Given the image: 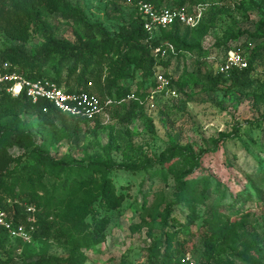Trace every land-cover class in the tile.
<instances>
[{"label": "trees", "instance_id": "obj_1", "mask_svg": "<svg viewBox=\"0 0 264 264\" xmlns=\"http://www.w3.org/2000/svg\"><path fill=\"white\" fill-rule=\"evenodd\" d=\"M253 0H239L232 4L233 11L252 5ZM152 3L158 8H188L210 3L226 4V0H141ZM140 2L137 3V5ZM164 3H167L164 4ZM260 15L257 29L250 33L238 28L237 32L227 30L217 46L225 47L244 35L259 40L260 44L249 56V66L244 71H234L230 78L216 73L209 79L215 87L214 91L223 90L228 93L245 90L261 61L264 53V10L255 4ZM131 25L123 29L119 35L110 36L100 24H91L84 13L67 0H0V36L8 43L27 42L33 34L43 33L44 43L33 56L26 54L19 46L0 52V68L5 72H16L31 81H52L69 93L86 91L97 95L102 101L118 102L106 109L120 112L125 123H130L137 116V111L144 107L147 96L135 95L131 91L129 81L134 80L140 72L144 82L152 83V92L156 87L155 72L161 69L166 76L173 79L168 70L174 60L198 59L200 63L209 55L203 50L201 39L208 32L206 19L211 12H205L202 23L197 28H189L175 24L163 29L157 37L148 42L144 24L138 14ZM56 13L77 22L89 36L98 33L95 42L72 44L58 40L47 20ZM246 15V13L244 14ZM187 31L184 38L181 29ZM191 35V36H190ZM171 43L177 50L176 56L161 59L154 49ZM189 55V56H188ZM197 55V57H195ZM5 65H8L5 68ZM151 92V93H152ZM134 95L143 102L132 100L119 102L127 96ZM24 115L37 117V133L51 143L72 135H80L83 126L94 125V133L103 126L102 119L94 121L77 119L61 113L47 101L33 105L25 94L14 98L4 91L0 92V209L5 211L16 225H23L33 231V241L53 242L59 246L81 250L99 244L105 240L110 218L102 215V211H110L121 206L124 195L118 193L109 177L114 168L106 161L88 166H74L63 160H57L37 142L36 133ZM239 127L236 130L238 137ZM23 151L15 156L11 151ZM219 149L218 142L211 151ZM210 151V152H211ZM171 160L162 159V167L153 172L155 177H166L168 170L175 174V200L169 203L166 215L175 208L186 209V221L172 218L171 224L163 221L158 241L161 247L153 250L149 264H185L189 252L196 253L199 260L196 264H224L221 256L238 230V221H233L226 213V207L220 204H209L210 182L206 177L192 178L201 169L206 152L196 154L189 147L172 145L168 151ZM32 161L28 168L23 167L20 174L15 170L23 163ZM167 171H166V170ZM52 180V182H51ZM51 182V183H50ZM142 206L147 217L157 214L156 206ZM198 205L204 207L202 216L198 213ZM29 207L35 208V223L30 221L32 215ZM248 215H241L239 220L246 221ZM197 232L187 238L180 239L176 228H195ZM203 230V232H200ZM16 242V247L28 245L20 239H12L0 228V249L9 241ZM191 246H190V245ZM16 248V249H17ZM26 252V250H25ZM27 254V252H26ZM22 264H83L74 256L56 257L40 255L36 260L27 256ZM12 252L0 253V264H17Z\"/></svg>", "mask_w": 264, "mask_h": 264}, {"label": "rangeland", "instance_id": "obj_2", "mask_svg": "<svg viewBox=\"0 0 264 264\" xmlns=\"http://www.w3.org/2000/svg\"><path fill=\"white\" fill-rule=\"evenodd\" d=\"M67 1L81 10L88 22L100 24L110 36L119 35L131 25L137 15V3L141 2ZM234 1L239 0H226L224 5H203L206 13L211 12L206 19L208 32L201 39V46L209 51V55L200 63L190 57L173 61L168 74L172 76L175 95L157 93L150 99L152 83L144 82L140 72L128 82L136 96L149 94L144 107L130 123L121 119L126 110L120 112V118L112 110L107 112L109 119L101 118L103 126L96 133L94 125L83 126L80 135L51 143L37 133L35 115L23 116L36 133L37 142L57 160L74 166L111 162L114 168L109 177L118 193L124 195V201L116 209L102 211V215L110 218V225L105 240L92 247L76 250L53 242L35 241L18 249L17 243L10 240L1 247L0 253L12 252L17 264H22L30 255L35 260L40 255L74 256L83 264H149L153 250L161 247L158 239L163 221L167 224H171L172 218L182 224L186 221V209L175 208L169 218L165 210L175 200L177 170L165 169L168 175L164 178L153 176V172L162 167L160 160L172 159L167 151L175 145L189 147L196 154L208 152L203 157L201 169L192 178L209 179L208 203L225 206V213L238 221V230L221 256L222 262L264 264V53L245 90L214 91L215 86L209 81L217 73L213 58L220 60L226 52L225 47L217 46L224 33L227 30L237 32L238 28L254 33L260 20L255 4L264 10V0H253L252 5L233 11ZM47 25L63 42L79 44L99 40L98 33L92 37L87 35L77 22L60 13L51 16ZM180 35L184 38L188 34L182 28ZM44 41L43 33L33 34L27 42L13 43L0 36V52L20 46L26 54L33 56ZM259 44V40L244 35L228 47L237 46L249 57ZM238 127L240 131L235 137ZM217 142L219 149L211 151ZM11 152L15 156L23 154L18 149ZM31 164L30 160L22 163L14 174H20L23 167L28 168ZM146 202L148 208L158 205L156 215L147 217L142 208ZM198 213L203 215V206L198 205ZM241 215L249 218L241 221ZM200 223L198 221L195 228L177 227L180 239L197 232ZM186 256L199 260L196 253L189 252Z\"/></svg>", "mask_w": 264, "mask_h": 264}, {"label": "built area", "instance_id": "obj_3", "mask_svg": "<svg viewBox=\"0 0 264 264\" xmlns=\"http://www.w3.org/2000/svg\"><path fill=\"white\" fill-rule=\"evenodd\" d=\"M138 14L144 24L145 32L148 36L147 41L154 40L163 29H169L175 24H180L189 28H197L205 16L203 5L188 8H158L152 3L140 2L137 5ZM154 53L161 59H167L170 56H176L177 50L171 43H166L154 49ZM189 56V55H188ZM217 72L226 78H230L234 71H244L249 66V58L246 53L239 47L233 46L225 52L223 58L218 60L213 58ZM7 68V65L5 66ZM156 87L152 92L150 99L157 93L173 94L171 80L166 74L158 69L155 72ZM4 91L14 98L25 94L27 99L36 105L40 101H47L55 106L61 113L77 119L94 121L97 118H108L107 107L118 102L112 100L102 101L97 95L82 91L69 93L60 88L52 81H31L23 75L13 72H5L0 68V92ZM132 100L143 102L134 95H129L122 102ZM109 119V118H108ZM28 213L32 215L30 221L35 223V208L29 207ZM0 228L8 233L12 239H20L25 243L33 241V231L27 230L23 225H16L12 222L8 214L0 209ZM185 264H196L189 256L183 260Z\"/></svg>", "mask_w": 264, "mask_h": 264}]
</instances>
